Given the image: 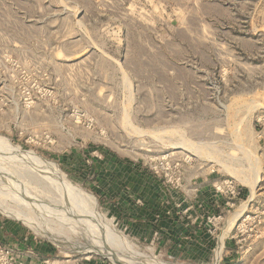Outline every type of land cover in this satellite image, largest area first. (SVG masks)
Listing matches in <instances>:
<instances>
[{
    "label": "rangeland",
    "instance_id": "rangeland-1",
    "mask_svg": "<svg viewBox=\"0 0 264 264\" xmlns=\"http://www.w3.org/2000/svg\"><path fill=\"white\" fill-rule=\"evenodd\" d=\"M202 172L234 207L204 210ZM122 198L200 246L132 237L101 201ZM94 239L136 264H264V0H0V245L114 264Z\"/></svg>",
    "mask_w": 264,
    "mask_h": 264
},
{
    "label": "crops",
    "instance_id": "crops-1",
    "mask_svg": "<svg viewBox=\"0 0 264 264\" xmlns=\"http://www.w3.org/2000/svg\"><path fill=\"white\" fill-rule=\"evenodd\" d=\"M207 173L208 172L198 173V180L191 179L192 182H189L188 187L191 188L193 193L197 190L201 196L202 192H211V186L214 182L212 178L213 176H208L210 173ZM101 201L103 206L110 211V214L114 218L115 222L118 223L120 227L126 230L128 229V232L132 235V237L142 239L151 238L153 241L161 239L160 244L158 245L157 243L159 246L157 248L164 249L168 254L180 253V245L177 246L175 243H178L179 240L185 237L189 238L193 244L199 245L200 238L196 235H192L196 231L190 229L187 231L174 216L164 217L163 220H156L148 213V211L145 210L143 205L139 204L138 201L133 202L127 198H122L118 202H114L112 199H102ZM194 203L195 202L192 203L191 207L197 209L194 207ZM199 203H201L205 211H209L212 207L213 209H216V212H220V208L223 207V202L220 199H216L213 194L207 199L202 198ZM24 264L44 263L38 261L35 262L33 258H29L24 261Z\"/></svg>",
    "mask_w": 264,
    "mask_h": 264
},
{
    "label": "built area",
    "instance_id": "built-area-1",
    "mask_svg": "<svg viewBox=\"0 0 264 264\" xmlns=\"http://www.w3.org/2000/svg\"><path fill=\"white\" fill-rule=\"evenodd\" d=\"M180 162L173 165L172 175L170 172H163V178L166 184L171 185L173 188H178L181 181V166ZM158 174V171L155 170ZM212 191L214 192V197L220 199L223 202V205L227 208L234 207L236 199L240 196L239 187L232 178H224L222 180L214 181L212 183ZM218 221H222L221 216H216ZM33 253L27 252L26 259L32 258ZM23 256L19 253H15L13 250H8L2 248L0 245V261L3 264H24V261H21ZM26 261V260H25ZM44 264H47V261H43Z\"/></svg>",
    "mask_w": 264,
    "mask_h": 264
},
{
    "label": "bare ground",
    "instance_id": "bare-ground-1",
    "mask_svg": "<svg viewBox=\"0 0 264 264\" xmlns=\"http://www.w3.org/2000/svg\"><path fill=\"white\" fill-rule=\"evenodd\" d=\"M20 197V196H19ZM15 198V196H14ZM2 199V198H1ZM16 200V199H15ZM242 210L240 209L238 213L236 214L235 218H238L241 214ZM236 220V219H235ZM233 222V221H232ZM229 225V224H228ZM231 225V224H230ZM229 225V226H230ZM233 225V224H232ZM97 239L92 240L93 241V247L94 250L102 254L105 257H108L110 261L114 264H136L133 260L134 259H126L123 255H121L118 251L109 248L108 245H105L104 243L101 245L99 242H96ZM98 241V240H97ZM220 248V247H219ZM87 249V248H86ZM218 249V248H217ZM218 256V255H217Z\"/></svg>",
    "mask_w": 264,
    "mask_h": 264
},
{
    "label": "trees",
    "instance_id": "trees-1",
    "mask_svg": "<svg viewBox=\"0 0 264 264\" xmlns=\"http://www.w3.org/2000/svg\"><path fill=\"white\" fill-rule=\"evenodd\" d=\"M89 156V155H88Z\"/></svg>",
    "mask_w": 264,
    "mask_h": 264
}]
</instances>
